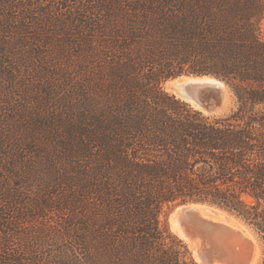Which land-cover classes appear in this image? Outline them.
I'll list each match as a JSON object with an SVG mask.
<instances>
[{
  "label": "trees",
  "instance_id": "trees-1",
  "mask_svg": "<svg viewBox=\"0 0 264 264\" xmlns=\"http://www.w3.org/2000/svg\"><path fill=\"white\" fill-rule=\"evenodd\" d=\"M183 74L236 109L164 88ZM190 202L264 264V0H0V264H198L167 223Z\"/></svg>",
  "mask_w": 264,
  "mask_h": 264
},
{
  "label": "bare ground",
  "instance_id": "bare-ground-1",
  "mask_svg": "<svg viewBox=\"0 0 264 264\" xmlns=\"http://www.w3.org/2000/svg\"><path fill=\"white\" fill-rule=\"evenodd\" d=\"M179 81L188 85H194L195 81L190 77H184ZM178 81V82H179ZM201 83H207L209 87L213 88L204 96L215 97L221 99L222 103L219 107H215L212 111L205 109V106L199 102H192V106L201 109L208 114L219 115L225 110L231 99L230 90L222 83L216 82L212 79L200 80ZM171 83H167V90L171 91ZM205 104L204 100H201ZM194 210L193 214L188 211ZM172 229L182 238L193 251L196 260L200 264H219L213 260H207L206 256L200 252L199 246L201 241L205 243L212 251L213 257L217 258L225 256L230 253L228 244H236L239 247L240 237L251 242L255 249V259L251 264H258L260 258V245L251 228L244 223L232 217L224 210L212 208L209 206H202L197 204H190L188 206L178 207L170 217ZM239 235V236H238ZM238 236V238H237Z\"/></svg>",
  "mask_w": 264,
  "mask_h": 264
},
{
  "label": "water",
  "instance_id": "water-1",
  "mask_svg": "<svg viewBox=\"0 0 264 264\" xmlns=\"http://www.w3.org/2000/svg\"><path fill=\"white\" fill-rule=\"evenodd\" d=\"M184 77L192 78L195 81V84L194 85H188V84L183 83V81L182 82L179 81L180 79H183ZM205 79L206 80L212 79L216 82L222 83V84L227 86V84L224 80H222L221 78H218L214 75H210V74H202V75L183 74V75H180V76H177V77H174V78L168 80L166 82V84L168 82H170L171 83L170 88L172 91L171 93L176 95L181 100L187 102L191 106H192V102H196V103L199 102L202 105H207V106H205L206 110L212 111V109H214L215 107L216 108L219 107V105L222 103V101H221V99L215 98L212 96L211 97L204 96L205 94H207L211 91H214L213 88H211V86L209 87V85H207V83H201L200 82V80H205ZM201 100H204L205 104L202 103ZM190 204L209 206L212 208H216V209L226 211L232 217H234L235 219L239 220L240 222L244 223L249 228H251L254 231V233L256 234L257 240L259 239L257 232L254 230V228H252V226H250L247 222H245L242 218H240L236 214L229 212L228 210H226V209H224L221 206H218L216 204H211V203H207V202H190V203H185V204H180V205L175 206L173 211H175L180 206H188ZM193 212H195V211L194 210L188 211L189 214L190 213L193 214ZM238 236H237V238H238ZM228 246L230 248V253L226 254L223 257L219 255L217 258L213 257L214 255H213L212 251H210V249H208L209 247L207 245H205V243H203L202 241H201V244L199 246V250L201 253H203L206 256L207 260H209V261L213 260V262H214V260H217L216 262L219 264H251L254 261V259H255L254 246L251 244V242L247 241L243 237H240L239 247H236V244H228Z\"/></svg>",
  "mask_w": 264,
  "mask_h": 264
},
{
  "label": "rangeland",
  "instance_id": "rangeland-1",
  "mask_svg": "<svg viewBox=\"0 0 264 264\" xmlns=\"http://www.w3.org/2000/svg\"><path fill=\"white\" fill-rule=\"evenodd\" d=\"M164 88L167 90V84H166V83L164 84ZM167 91H168V90H167ZM169 92H170V91H169ZM230 94H231L230 102L228 103V105H227V107L225 108V110H224L223 112H221L219 115H225V114H228V113H230V112H232L233 110L236 109L235 99H234L233 94L231 93V91H230ZM173 210H174V208H172L171 210H169V211H168V214H167V223H168L169 232H170V234H171L172 236H175L176 238L182 240V241L188 246V248H189V250H190V252H191L193 258L195 259V261H196L198 264H200V263L196 260V258H195V256H194V253H193V251L190 249L189 245H188V244H187L182 238H180V237L178 236V234L172 229L171 222H170V217H171V214L174 212ZM251 230H252V229H251ZM252 232H253V234H254L255 237H256V234L254 233L253 230H252ZM256 239H257V237H256ZM258 243H259V245H260V258H259L258 264H261L262 259H263V248H262V243H261L260 239H258Z\"/></svg>",
  "mask_w": 264,
  "mask_h": 264
}]
</instances>
